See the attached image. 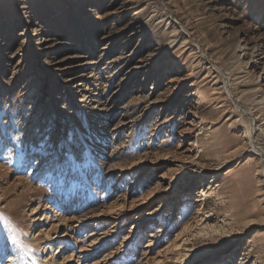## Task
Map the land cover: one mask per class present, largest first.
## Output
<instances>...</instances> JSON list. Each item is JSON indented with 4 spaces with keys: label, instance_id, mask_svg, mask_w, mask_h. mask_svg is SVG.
Here are the masks:
<instances>
[{
    "label": "rangeland",
    "instance_id": "obj_1",
    "mask_svg": "<svg viewBox=\"0 0 264 264\" xmlns=\"http://www.w3.org/2000/svg\"><path fill=\"white\" fill-rule=\"evenodd\" d=\"M0 216V264H264V0H0Z\"/></svg>",
    "mask_w": 264,
    "mask_h": 264
},
{
    "label": "bare ground",
    "instance_id": "obj_2",
    "mask_svg": "<svg viewBox=\"0 0 264 264\" xmlns=\"http://www.w3.org/2000/svg\"><path fill=\"white\" fill-rule=\"evenodd\" d=\"M253 129H254V128H253ZM253 129L251 130V128H250L249 131H248V136H249L250 139L252 138V135H253ZM250 142H251V141H250ZM252 142H253V141H252ZM202 202H203V200H202ZM58 249H59V248H57V245H55V244L51 245V252L54 251V253H56ZM49 252H50V251H49Z\"/></svg>",
    "mask_w": 264,
    "mask_h": 264
},
{
    "label": "snow or ice",
    "instance_id": "obj_3",
    "mask_svg": "<svg viewBox=\"0 0 264 264\" xmlns=\"http://www.w3.org/2000/svg\"><path fill=\"white\" fill-rule=\"evenodd\" d=\"M75 161V157L73 156V162ZM0 226H7L5 223V218L0 216Z\"/></svg>",
    "mask_w": 264,
    "mask_h": 264
}]
</instances>
